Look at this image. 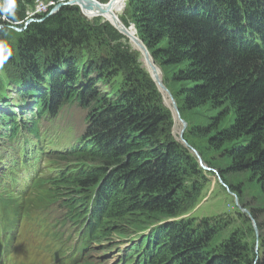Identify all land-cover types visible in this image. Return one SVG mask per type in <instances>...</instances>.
Wrapping results in <instances>:
<instances>
[{"label": "trees", "instance_id": "1", "mask_svg": "<svg viewBox=\"0 0 264 264\" xmlns=\"http://www.w3.org/2000/svg\"><path fill=\"white\" fill-rule=\"evenodd\" d=\"M35 1L0 0V44L7 48H0V59L10 62L0 87L14 86L23 97L21 113L0 111V124L20 152L32 144L21 142L20 129L25 133L33 120L30 132L40 136L39 118L56 117L69 103L88 109L86 132L49 151L66 162L59 194L74 204L75 196L98 192L91 206L101 221L103 254L119 246H109L110 239L138 234L143 245L134 255L145 264H264V238L263 251L232 237L213 251L210 223L176 219L208 173L174 137L172 111L139 54L121 44L124 36L109 23L92 24L75 5L51 14L52 5L28 24ZM126 6L123 23L134 25L181 116H196L185 139L197 149L200 140L203 152L220 159L212 163L199 150L225 182V174L248 171L264 190V0H128ZM15 48L23 55H12ZM2 146L0 222L17 223L43 201L46 179L37 169L30 178L26 153Z\"/></svg>", "mask_w": 264, "mask_h": 264}, {"label": "rangeland", "instance_id": "2", "mask_svg": "<svg viewBox=\"0 0 264 264\" xmlns=\"http://www.w3.org/2000/svg\"><path fill=\"white\" fill-rule=\"evenodd\" d=\"M47 1L49 2L50 0H47ZM98 1L105 4L108 0H98ZM29 9L31 10L32 8H29ZM124 13H125V10L121 14V20H122V16L124 15ZM87 20H89L92 24L100 25V24L109 23L113 25L109 21H105L102 17H95L92 19L87 18ZM130 26H132V24ZM12 28H14L16 31H22L23 29V28L18 27L16 23L12 26ZM114 28L118 30L116 26H114ZM133 29H135V27ZM106 35L110 36V32H107ZM122 35L125 38L123 37V39L121 40V44L122 45L128 44V46L134 52H137L139 54V60L143 64V66H146L143 60L144 58L143 55L141 56V53L134 47L133 42H131L130 39L126 35L124 34ZM136 35H137V31H136ZM21 54L23 55V50L21 51L18 48L13 49L12 55H21ZM9 64L10 62L8 59H0V78H2L4 76V73L7 72V69L3 70V68H8ZM10 82L12 81L10 80ZM113 83L115 84V82ZM101 89L103 91L105 90V93H108L110 88L107 86L101 85ZM8 95L9 97H6ZM22 98H23L22 95L17 92V89L14 86H12V88H9V90L1 86L0 87V111H3L2 113L18 111L20 109V106L22 105V102H21ZM1 101H5V103L3 102L1 103ZM8 103H10L11 105L10 107L7 105ZM208 112H211V111H208ZM86 116H87V110L79 106L78 103L66 104L63 106L58 116L41 117L40 125L43 128L42 133L39 139H36L35 141H39L40 143L43 142L44 144H46V146L48 147L50 146L52 149H54L56 146L60 148L68 147L70 144H73L75 142V138L78 135L81 136V134L85 132L86 127H87ZM186 117H187V120L182 117L187 123L184 129V134L186 133L187 128L189 129V126L196 122V116L194 113H188ZM26 119L27 118H23V120H26ZM176 124L177 123L175 120V125ZM175 125L173 128V135L177 140H179L185 146L183 141H181V139L177 137L180 126L176 132ZM9 130H10L9 127H6L0 124V132L8 133V136H4L0 138V145H6L11 142V139H10L11 132ZM33 130L37 132L38 130L37 126H35ZM21 132L24 136L26 135L33 139L37 135V134L33 135L32 133L26 130L24 133L22 129H21ZM50 140H53V141H50ZM197 142H198L197 144L199 145V149L192 146L189 142L188 143L189 145L194 147L197 150V152L200 154L199 150L203 152V148L201 147V141L197 140ZM34 145H37V144L35 142L34 144L23 143L22 147L24 150L28 152L27 147L31 148ZM12 147L14 149L16 148V145L13 144ZM188 148L190 149V147ZM190 151L192 152L191 149ZM15 152L17 154L20 153L19 149H15ZM39 153H41L40 150L38 152V156L40 159H43L42 153L41 154ZM203 153H204L205 158L209 159L212 163L213 161H216V162L220 161L219 158L212 157L211 153H208V154H206L205 152ZM2 157L4 159L3 155ZM195 157L197 158L196 155ZM8 162H10V160ZM36 163L38 162H34L33 164H31V166H28L29 172L27 173V175H29L30 178L35 175L33 174L34 172L32 171L36 170V165L37 166L41 165V164H36ZM204 164L206 163L204 162ZM218 167H221V166L218 165ZM212 169H214L215 172L214 171L210 172L206 170L208 173V177H207L208 181L205 182L203 190L198 195L195 201H192L189 203L185 202L186 205L184 207V211L182 214L193 215V217L196 218L197 222H201L203 220L205 222L210 223L213 226L214 233H216V237L210 240V249L213 251H219L220 246L224 243V241H229L230 237H232V240L235 242L240 240L242 244L248 243L249 245H254L255 250L263 251L261 249L262 247H261L260 240L264 238V190L259 186V184L255 181V179L251 178V175L248 171L242 172V173H235V174H231V173L225 174V180L227 182L226 183L222 179V177H220L221 175L218 169L216 167H212ZM21 179H23V177ZM27 185L28 183H26V186ZM26 224L27 225L23 229L25 236L27 237H31L34 235L42 236L41 233L37 232L35 223L27 222ZM135 236L131 235L125 239H119L116 237L113 239H110L108 242L109 246L118 244L119 247H115V248L113 247L111 251H108L104 255L101 250H95L91 254V259L92 260H102V258H106L107 259L106 264H123L122 262H117L116 258L118 255V251L125 250L127 248V245L132 244V242L130 241L133 238H135ZM260 257H262V253ZM142 263L145 264L144 262Z\"/></svg>", "mask_w": 264, "mask_h": 264}, {"label": "bare ground", "instance_id": "3", "mask_svg": "<svg viewBox=\"0 0 264 264\" xmlns=\"http://www.w3.org/2000/svg\"><path fill=\"white\" fill-rule=\"evenodd\" d=\"M127 1L128 0H108L105 4H103L102 2L98 0H93L95 5L93 8L89 9V8L83 7V3L81 0H68V1L60 2L59 4H54V2L51 0L49 2L47 0H36L34 7H31L32 9L28 13L30 20H28L27 22L29 24L30 22L34 21L35 19L33 17L37 14H44L48 12L52 5H55V6L53 7V11L51 12V14L58 11L64 5H75L81 9L82 11L81 14L82 15L84 14L83 16L87 18L92 19L95 17H102L105 21H109L114 26H116L119 30H122V31L126 30L130 38L134 39V41L132 42H133V45L137 48V46L140 47V41L136 38L135 30L126 26L121 20V14L124 12L126 8ZM61 3H67V4H63L62 6H59ZM141 52L144 57L143 60L148 68V71L150 72L152 77L156 80V82L161 87V90L165 96L166 104L173 110L176 116L177 124L175 125V131L177 132L180 126L179 133L177 136L178 138H180V132H181L183 125H182L180 118L177 116V102L176 100H174L175 98L171 96L170 92L163 86L164 82L162 78L161 69L158 66H156L150 58L148 59L146 58L145 52L143 49H141ZM18 111L19 113L21 112L20 109Z\"/></svg>", "mask_w": 264, "mask_h": 264}, {"label": "water", "instance_id": "4", "mask_svg": "<svg viewBox=\"0 0 264 264\" xmlns=\"http://www.w3.org/2000/svg\"><path fill=\"white\" fill-rule=\"evenodd\" d=\"M81 1H82V3H83V7H86V8H89V9L93 8L94 5H95L94 2H93V0H81ZM67 3H68V2H67ZM67 3H61L59 6H62L63 4H67ZM83 15H84V14H83ZM129 28L133 29L134 26L132 25V26H130ZM134 30H135V33H136V29H134ZM118 31H119L121 34L126 35V36L130 39L131 42L134 41V39L130 38V36H129V34H128V32H127L126 30H125V31H122V30H119V29H118ZM136 38L140 41V47H141V48H140L139 46H137V48H136L135 46H134V47H135V48L141 53V56H142L141 49H143L144 52H145V56H146V58H147V59L150 58V59L152 60V62L155 64V61H154V59H153L151 53L149 52L148 48H147L146 45L144 44V42H143V41H142L137 35H136ZM155 65H156V64H155ZM156 66H157V65H156ZM145 67L147 68V66H145ZM147 70H148V68H147ZM151 76H152V75H151ZM152 78H153V77H152ZM153 79H154V78H153ZM154 81H155V83L157 84V86H158L160 92L162 93L163 98H164V102H165V96H164V94H163V92H162V90H161L160 85L156 82L155 79H154ZM163 86H164V87L170 92L171 96L174 98L172 92H171V91L165 86V84H163ZM174 100H175V99H174ZM165 103H166V102H165ZM167 106H168V105H167ZM168 107H169V106H168ZM169 109L172 111V114H173L174 120H176V116H175L173 110H172L170 107H169ZM177 116L180 118V120H181V122H182V125H183V127H182L183 129H182V131H181V133H180V139H181V141H183V143L185 144V146L190 147V149L192 150V152L197 156L198 161H199V164L201 165V167H202L203 169L208 170V171H214V172H215V170L212 169L210 166L204 164V162H203V160H202L200 154L197 152V150H196L194 147H192L191 145H189L188 141L185 139V137H184V129H185L187 123H186V121L182 118L178 105H177ZM220 179H221V178H220Z\"/></svg>", "mask_w": 264, "mask_h": 264}, {"label": "clouds", "instance_id": "5", "mask_svg": "<svg viewBox=\"0 0 264 264\" xmlns=\"http://www.w3.org/2000/svg\"><path fill=\"white\" fill-rule=\"evenodd\" d=\"M0 48H4L5 50H7L6 46L3 45V44H0ZM184 217H186V215L185 214H182L181 216L177 217L176 219H182ZM170 220H175V219H168V220H165L163 222L170 221Z\"/></svg>", "mask_w": 264, "mask_h": 264}, {"label": "built area", "instance_id": "6", "mask_svg": "<svg viewBox=\"0 0 264 264\" xmlns=\"http://www.w3.org/2000/svg\"><path fill=\"white\" fill-rule=\"evenodd\" d=\"M30 9L28 10V13H29Z\"/></svg>", "mask_w": 264, "mask_h": 264}]
</instances>
